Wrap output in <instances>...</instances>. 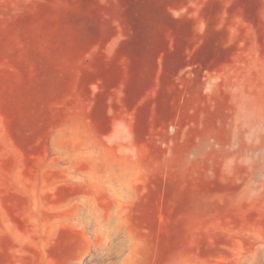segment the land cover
<instances>
[{"label": "rangeland", "instance_id": "374dc122", "mask_svg": "<svg viewBox=\"0 0 264 264\" xmlns=\"http://www.w3.org/2000/svg\"><path fill=\"white\" fill-rule=\"evenodd\" d=\"M261 241L264 0H0V264H264Z\"/></svg>", "mask_w": 264, "mask_h": 264}, {"label": "bare ground", "instance_id": "6f19581e", "mask_svg": "<svg viewBox=\"0 0 264 264\" xmlns=\"http://www.w3.org/2000/svg\"><path fill=\"white\" fill-rule=\"evenodd\" d=\"M92 220L95 222L96 225L95 230L100 231L101 236L104 237L106 241L110 242L111 239L120 235V229L119 228L116 229L115 225L113 224V222L116 220V217L112 218L107 216L104 218L101 215L97 214L95 216H92ZM258 243H259L258 244L259 248H264V241ZM248 258L250 257H248L247 255L240 257L237 264H247L249 262Z\"/></svg>", "mask_w": 264, "mask_h": 264}]
</instances>
